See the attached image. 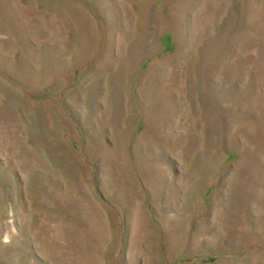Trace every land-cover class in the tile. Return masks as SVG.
<instances>
[{
	"label": "rangeland",
	"instance_id": "374dc122",
	"mask_svg": "<svg viewBox=\"0 0 264 264\" xmlns=\"http://www.w3.org/2000/svg\"><path fill=\"white\" fill-rule=\"evenodd\" d=\"M0 264H264V0H0Z\"/></svg>",
	"mask_w": 264,
	"mask_h": 264
},
{
	"label": "bare ground",
	"instance_id": "6f19581e",
	"mask_svg": "<svg viewBox=\"0 0 264 264\" xmlns=\"http://www.w3.org/2000/svg\"><path fill=\"white\" fill-rule=\"evenodd\" d=\"M118 76V75H117Z\"/></svg>",
	"mask_w": 264,
	"mask_h": 264
}]
</instances>
